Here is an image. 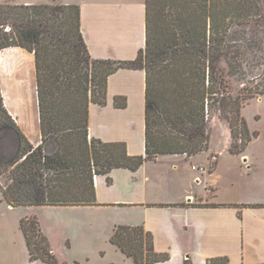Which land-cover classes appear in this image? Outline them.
<instances>
[{"label": "trees", "instance_id": "trees-1", "mask_svg": "<svg viewBox=\"0 0 264 264\" xmlns=\"http://www.w3.org/2000/svg\"><path fill=\"white\" fill-rule=\"evenodd\" d=\"M145 43L131 61L93 59L84 41L80 8L68 5H0V21L10 33H0V51L20 47L33 53L39 108L41 144L33 147L7 114L0 95V125L19 136L16 155L0 164L2 200L10 207H87L96 205L94 178L108 177L115 169L137 171L162 155L207 152L208 125L224 120L232 142L229 153L241 154L258 136L241 114L244 102L264 96V69L252 86L233 97L220 63L236 72L241 61L237 45L229 42L234 26L261 23L256 0H144ZM1 32V31H0ZM120 69L145 73L144 154L131 156L123 142L89 138V105H106L107 79ZM118 109L126 98H114ZM53 141L56 150L44 152ZM39 195L25 202L24 190ZM33 198V197H32ZM25 199V200H24ZM262 205H254L257 207ZM264 207V205L262 206ZM30 262L60 263L36 216L20 220ZM110 242L134 264L169 260L156 253L150 232L142 226L118 225ZM77 264V263H73ZM183 264H192L188 259ZM206 264H230L226 256L208 258Z\"/></svg>", "mask_w": 264, "mask_h": 264}, {"label": "crops", "instance_id": "crops-1", "mask_svg": "<svg viewBox=\"0 0 264 264\" xmlns=\"http://www.w3.org/2000/svg\"><path fill=\"white\" fill-rule=\"evenodd\" d=\"M14 1L25 5L49 2ZM55 2L79 6L81 32L92 58L131 61L144 47V0ZM1 55L4 108L28 143L36 147L42 141L34 55L20 47L5 48ZM117 96L126 98L124 109L115 108ZM144 109V71H116L107 79L106 105H89V138L123 142L129 155L144 154ZM14 133L17 149L9 156L5 154L7 159L0 156V160L10 161L16 155L19 137ZM258 136L249 146L257 142ZM198 155L201 157L158 156L135 172L115 169L108 175L110 183L107 176H96L94 206L13 208L3 200L0 206L3 212L9 208L19 212L9 217L8 229L12 232L20 231L19 222L24 217L40 219V211L36 210L43 208L66 213L83 209L114 213L108 237L118 225L142 226L152 235L154 251L169 254V260L156 264H183L188 258L192 264H206L208 258L222 256L228 257L230 264H264V154L245 151L225 156L208 152ZM254 205L262 206L251 207ZM74 219L76 226L85 223L77 215Z\"/></svg>", "mask_w": 264, "mask_h": 264}, {"label": "rangeland", "instance_id": "rangeland-1", "mask_svg": "<svg viewBox=\"0 0 264 264\" xmlns=\"http://www.w3.org/2000/svg\"><path fill=\"white\" fill-rule=\"evenodd\" d=\"M256 2L260 14L264 16V0H256ZM42 4L58 5L60 3L49 0V2ZM0 5L19 6L25 4L14 0H0ZM0 23L2 22L0 21ZM11 28L10 23L0 24V33L9 34ZM229 42L233 46L237 45L242 54L239 68L233 72L229 70L224 61H221L220 68L230 94L233 97H238L241 96L244 88L252 86L257 81L255 76L258 77L264 69V26L259 22L234 26ZM1 53L2 50L0 51L2 58ZM241 114L249 130L257 132V134L259 132L257 142L248 145L246 152L264 154V96L244 102ZM13 131L15 132L11 127L0 125V156L7 153L9 156L10 152L13 153L17 149L16 139L12 138V136L16 137ZM208 135L209 149L207 152L209 154L219 156L229 154L232 138L228 124L224 120L219 118L211 120L208 125ZM55 150L56 145L53 141H49L44 147V152L47 154H52ZM196 155L201 157V155ZM8 156L5 155V158L7 159ZM7 162L9 161L0 160V164ZM211 166L213 167V163ZM7 177L8 173L0 177V187L7 186L9 181ZM39 192L38 188H25V202L36 198ZM7 211L3 212L0 206V264H44L42 262H29L20 231L12 232L8 229L9 217L11 218V215H16L19 212L13 208H9ZM36 211H40L41 217L40 219L38 217V220L41 230L49 241L52 253L54 252L53 254L60 263L134 264L132 259L122 255L121 251L111 244L110 237H108L109 223L114 218V213L112 215L103 210L95 212L83 209L74 212L67 210V213H73L67 214L65 210H46V208ZM75 215L84 219L85 223L82 226H76Z\"/></svg>", "mask_w": 264, "mask_h": 264}, {"label": "built area", "instance_id": "built-area-1", "mask_svg": "<svg viewBox=\"0 0 264 264\" xmlns=\"http://www.w3.org/2000/svg\"><path fill=\"white\" fill-rule=\"evenodd\" d=\"M2 60V58L0 57V61Z\"/></svg>", "mask_w": 264, "mask_h": 264}]
</instances>
